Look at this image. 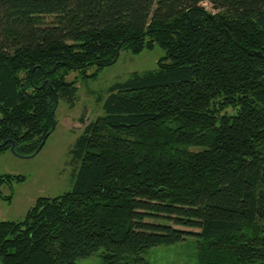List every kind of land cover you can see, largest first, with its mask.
Wrapping results in <instances>:
<instances>
[{
    "label": "trees",
    "instance_id": "1",
    "mask_svg": "<svg viewBox=\"0 0 264 264\" xmlns=\"http://www.w3.org/2000/svg\"><path fill=\"white\" fill-rule=\"evenodd\" d=\"M156 45L78 138L73 190L0 221V264H150L192 237L198 264H264V0H0V152L37 151L73 72Z\"/></svg>",
    "mask_w": 264,
    "mask_h": 264
},
{
    "label": "rangeland",
    "instance_id": "2",
    "mask_svg": "<svg viewBox=\"0 0 264 264\" xmlns=\"http://www.w3.org/2000/svg\"><path fill=\"white\" fill-rule=\"evenodd\" d=\"M204 6L211 10L209 3ZM165 56V50L156 45L139 54L124 51L116 64L98 72L96 68L87 69L86 75L73 72L68 80L77 81L75 99L60 97L55 129L42 150L34 157H20L10 149L0 152V177H11L0 187V221L21 222L39 198H54L73 190L79 165L73 160L72 150L86 125L103 114V101L109 89L126 82L134 73L156 70ZM94 74L97 76L91 77ZM15 177L25 180L18 181ZM198 255L199 245L192 237L175 245L153 248L146 259L150 264H198ZM78 264L104 263L97 253Z\"/></svg>",
    "mask_w": 264,
    "mask_h": 264
},
{
    "label": "water",
    "instance_id": "3",
    "mask_svg": "<svg viewBox=\"0 0 264 264\" xmlns=\"http://www.w3.org/2000/svg\"><path fill=\"white\" fill-rule=\"evenodd\" d=\"M58 107V102H56V105H55V108L54 110L51 112V118L53 119L54 118V112L55 110L57 109ZM55 126H56V122L53 121V126H52V129L50 130V132L45 136L44 140L42 141V143L40 144L39 148L37 149V151L31 155H29V157H34L36 156L41 150L42 148L44 147L48 137L52 134V132L54 131L55 129ZM9 141H5L4 143H1L0 144V148H3V147H6L8 145ZM10 150L15 153L16 155L20 156V157H28V156H22L20 154H18L16 151H15V143L13 141H11V146H10Z\"/></svg>",
    "mask_w": 264,
    "mask_h": 264
},
{
    "label": "flooded vegetation",
    "instance_id": "4",
    "mask_svg": "<svg viewBox=\"0 0 264 264\" xmlns=\"http://www.w3.org/2000/svg\"><path fill=\"white\" fill-rule=\"evenodd\" d=\"M1 180H2V177H0V187H1L2 185H4L3 182H1ZM7 182H9V181H6V183H7ZM4 183H5V182H4ZM1 199H2V197H1Z\"/></svg>",
    "mask_w": 264,
    "mask_h": 264
},
{
    "label": "bare ground",
    "instance_id": "5",
    "mask_svg": "<svg viewBox=\"0 0 264 264\" xmlns=\"http://www.w3.org/2000/svg\"><path fill=\"white\" fill-rule=\"evenodd\" d=\"M53 121H54V118H53Z\"/></svg>",
    "mask_w": 264,
    "mask_h": 264
}]
</instances>
